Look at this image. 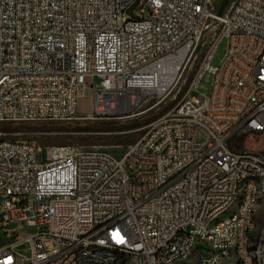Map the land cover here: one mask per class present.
<instances>
[{"label":"built area","instance_id":"built-area-1","mask_svg":"<svg viewBox=\"0 0 264 264\" xmlns=\"http://www.w3.org/2000/svg\"><path fill=\"white\" fill-rule=\"evenodd\" d=\"M134 1L0 0V123L126 118L197 64L120 157L0 131V264H264V156L231 147L264 134V0Z\"/></svg>","mask_w":264,"mask_h":264},{"label":"rangeland","instance_id":"rangeland-1","mask_svg":"<svg viewBox=\"0 0 264 264\" xmlns=\"http://www.w3.org/2000/svg\"><path fill=\"white\" fill-rule=\"evenodd\" d=\"M223 0H217L215 4L216 7H220V4ZM235 0H228L226 3V6L223 10V13L228 10V8L231 6V4ZM226 45H227V39L224 38L220 44L217 47V50L211 60L210 66L213 68H216L219 66V63L226 51ZM202 49V53H203ZM202 53L199 55V60L200 57H202ZM197 64L192 65V69H196ZM211 81H212V75L208 72L205 73L203 76L202 81L199 83L198 88L195 91H192L190 93V96L192 97H198L199 95H204L207 96L210 92L211 88ZM177 97L170 96L167 98L163 103L160 105L156 106L153 109L147 110L148 107L152 104L150 102L149 104L137 109L136 111L132 112L129 114V117L126 118H110V119H101V120H84L81 118H78L77 120L72 121L70 124L66 125L67 123H52L56 124L58 126H63L65 128L71 127V126H99L101 123L105 122H112V123H117V124H126L130 123L133 121H142L146 119L150 115H155L159 111L163 110L164 108H167L171 103L175 102L174 100ZM179 100V99H178ZM178 102V101H177ZM175 102L173 106L167 110L164 114L169 112L175 105ZM74 123V124H72ZM92 124V125H91ZM39 125V124H36ZM145 128H142L140 130H137L134 133H131V136L135 139V141L139 140L143 134L145 133ZM7 138L12 139V140H21V141H27V142H34L35 144H38L41 147H53V146H77V147H82L84 149H100L105 152H108L116 157H120L123 153L124 148L123 147H118V146H110V145H99V144H89L87 141H84L86 138L85 136H78L76 133H66V132H59V131H50V132H36V133H14V134H8ZM235 139V146L238 147L239 151H246V152H251L255 154H259L264 156V134H239L234 136ZM82 140V141H81ZM82 142V143H80ZM46 151L45 148H42V152L39 154L41 158H45ZM262 221H264V218H260L257 221L255 233L258 234L260 230V226L262 224ZM2 244H4L2 242Z\"/></svg>","mask_w":264,"mask_h":264},{"label":"trees","instance_id":"trees-1","mask_svg":"<svg viewBox=\"0 0 264 264\" xmlns=\"http://www.w3.org/2000/svg\"><path fill=\"white\" fill-rule=\"evenodd\" d=\"M195 69L190 71V73L186 77V81L180 88V92L177 95V98L174 100L175 102L182 96V94L186 91L193 75ZM171 103L167 108L159 111L155 115H150L146 119L142 121H133L126 124H117L112 122H105L99 124V126H71V127H63L58 126L52 123H20V124H7L0 123V131L5 133H38V132H50V131H61L66 133H76L78 136H85L84 141H87L89 144H99V145H110V146H118L126 148L130 144L135 142L131 133L136 132L160 118L164 113L169 110L173 104ZM70 122L66 125L70 124ZM39 124V125H36ZM74 124V123H72ZM92 125V124H91ZM82 141V140H81ZM235 141V139H234ZM82 143V142H80ZM232 149L238 150L237 146H231Z\"/></svg>","mask_w":264,"mask_h":264},{"label":"water","instance_id":"water-1","mask_svg":"<svg viewBox=\"0 0 264 264\" xmlns=\"http://www.w3.org/2000/svg\"><path fill=\"white\" fill-rule=\"evenodd\" d=\"M140 0H135L134 3L131 5V7L127 10V15L131 18V19H136V16L133 14V11L134 9L137 7L138 3H139ZM228 0H223L220 4V7L218 9V15H221L225 6H226V3H227Z\"/></svg>","mask_w":264,"mask_h":264}]
</instances>
